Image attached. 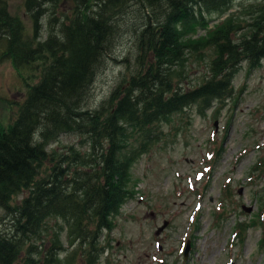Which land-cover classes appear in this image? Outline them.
I'll use <instances>...</instances> for the list:
<instances>
[{
    "label": "trees",
    "instance_id": "obj_1",
    "mask_svg": "<svg viewBox=\"0 0 264 264\" xmlns=\"http://www.w3.org/2000/svg\"><path fill=\"white\" fill-rule=\"evenodd\" d=\"M232 3L20 0L23 17L0 0V60H9L25 86L14 118L0 124V224L7 223L0 228V264H74L76 254L83 264L97 259L99 236L131 197L130 168L162 135L161 125L186 109L199 116L214 109L215 117L234 98L240 62L250 71L264 59V0L242 6L243 17L227 12ZM128 14L140 19L136 68L102 105L86 108L97 61ZM211 14L222 18L207 27ZM190 58L204 63L193 82L184 81ZM60 133L83 137L86 150L46 149ZM257 161L263 170L264 157ZM262 205L255 220L235 229L258 225L264 249ZM63 231L76 247L60 255Z\"/></svg>",
    "mask_w": 264,
    "mask_h": 264
},
{
    "label": "rangeland",
    "instance_id": "obj_2",
    "mask_svg": "<svg viewBox=\"0 0 264 264\" xmlns=\"http://www.w3.org/2000/svg\"><path fill=\"white\" fill-rule=\"evenodd\" d=\"M256 1L233 0L227 12L243 17L242 6ZM8 8L22 13L20 0H8ZM213 15L207 27L222 18ZM139 20L128 14L109 35L85 90L84 107L102 105L135 70ZM192 59L185 65L184 81L193 82L204 71L203 61ZM239 65L231 83L234 98L225 101L215 117L214 109L205 116L193 109L173 116L170 125H161L156 142L133 162L131 197L112 216V229L99 236L103 248L92 264H262L261 228L237 231L235 227L255 220L264 203V169L254 167L264 157V59L250 71L245 61ZM24 92V83L9 60H0V124L14 118ZM68 145L80 151L87 148L83 137L72 133H60L45 147L63 150ZM25 194L23 190L15 199ZM163 221L166 224L155 233ZM60 241L65 247L60 255L76 247L67 245L64 231ZM185 241L189 246L183 255ZM73 263L83 264L82 256L76 254Z\"/></svg>",
    "mask_w": 264,
    "mask_h": 264
},
{
    "label": "water",
    "instance_id": "obj_3",
    "mask_svg": "<svg viewBox=\"0 0 264 264\" xmlns=\"http://www.w3.org/2000/svg\"><path fill=\"white\" fill-rule=\"evenodd\" d=\"M245 210L248 211L249 208H246ZM165 224H166V222L163 221L162 224L156 228L155 233H158L164 227ZM187 249H188V241H186V243H185V246H184V249H183V255L186 254Z\"/></svg>",
    "mask_w": 264,
    "mask_h": 264
},
{
    "label": "bare ground",
    "instance_id": "obj_4",
    "mask_svg": "<svg viewBox=\"0 0 264 264\" xmlns=\"http://www.w3.org/2000/svg\"><path fill=\"white\" fill-rule=\"evenodd\" d=\"M110 54V53H109Z\"/></svg>",
    "mask_w": 264,
    "mask_h": 264
}]
</instances>
